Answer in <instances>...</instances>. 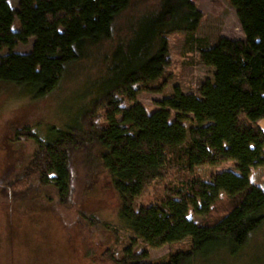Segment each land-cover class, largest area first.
Masks as SVG:
<instances>
[{"label":"trees","instance_id":"trees-1","mask_svg":"<svg viewBox=\"0 0 264 264\" xmlns=\"http://www.w3.org/2000/svg\"><path fill=\"white\" fill-rule=\"evenodd\" d=\"M228 1L244 39L221 36L208 45L194 35L202 12L191 0H158L128 21L125 32L119 20L131 0H18L14 8L0 0V51L8 50L0 58V82L22 86L40 99L60 84L70 66L98 63L79 110V126L56 129L55 138L38 140L22 174L0 186V196L15 201L36 184L52 181L59 201L67 203L75 153L88 157L98 148L119 198L121 228L152 248L189 240L187 249L162 262L143 263L147 250L130 247L113 261L193 264L217 251L235 254L247 248L264 226V188L250 181L251 169L264 166L259 125L264 118V0ZM174 32L196 44L200 62L214 69L213 80L204 81L200 97L175 86L148 112L136 101V85L163 76L169 63L167 36ZM31 36L30 51H12ZM102 107L103 120L96 122ZM20 133L32 136L29 127L15 130ZM225 161L235 162L236 172H215L209 180L193 174L196 166ZM165 177L174 180L166 186V197L134 209L148 184ZM190 210L198 221L188 216ZM83 218L93 221L86 214Z\"/></svg>","mask_w":264,"mask_h":264},{"label":"rangeland","instance_id":"rangeland-1","mask_svg":"<svg viewBox=\"0 0 264 264\" xmlns=\"http://www.w3.org/2000/svg\"><path fill=\"white\" fill-rule=\"evenodd\" d=\"M191 1L202 12L196 37L204 38L208 45L221 36L244 39L236 11L228 0ZM8 2L14 8L18 0ZM157 2L131 0L129 10L119 20L123 31L129 29L128 21L155 7ZM12 28L18 29L17 21ZM33 40L31 36L26 42H18L12 51H30ZM167 42L169 63L163 76L152 83L136 85L139 90L136 101L148 112L158 108L163 98L172 95L175 86L200 97L204 81L213 80L214 69L200 62L196 44H188L184 33L169 34ZM109 44L110 41H106L104 47ZM7 52V49L0 51V58ZM97 65L82 61L70 66L60 84L40 99L30 97L22 86L0 82L1 187L22 174L37 149L38 140L55 138L56 129L79 126V110ZM128 104L130 102L124 105ZM104 111L103 107L98 110L96 122H102ZM187 125L191 122L187 121ZM259 125L264 131V118ZM24 127H29L32 136L15 134L16 129ZM99 153L98 148L92 149L88 157L84 151L75 153L70 165L72 192L67 203L59 201L58 189L52 181L36 184L24 198L15 201L0 196V264H118L113 258H121L129 247L136 251L147 250L148 257L141 260L143 263L162 262L170 253L188 248V239L160 248L148 247L121 228L119 198L101 165ZM222 170L236 172L235 162L196 166L193 174L209 180L213 173ZM171 181H174L171 177L152 181L134 200L133 208L166 197V186ZM250 181L264 188V166L251 169ZM85 214L92 216L93 221L84 219ZM188 216L194 221L200 219L192 210ZM251 238L247 248L235 254L221 250L193 264H264V226Z\"/></svg>","mask_w":264,"mask_h":264}]
</instances>
